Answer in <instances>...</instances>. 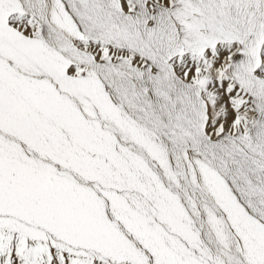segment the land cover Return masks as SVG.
Wrapping results in <instances>:
<instances>
[{"label":"snow or ice","instance_id":"6c2138e0","mask_svg":"<svg viewBox=\"0 0 264 264\" xmlns=\"http://www.w3.org/2000/svg\"><path fill=\"white\" fill-rule=\"evenodd\" d=\"M0 264H264V0H0Z\"/></svg>","mask_w":264,"mask_h":264}]
</instances>
